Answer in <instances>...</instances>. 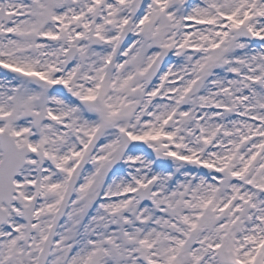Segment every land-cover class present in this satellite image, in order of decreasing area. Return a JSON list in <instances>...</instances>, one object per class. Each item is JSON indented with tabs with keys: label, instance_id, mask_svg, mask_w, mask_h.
<instances>
[{
	"label": "snow or ice",
	"instance_id": "6c2138e0",
	"mask_svg": "<svg viewBox=\"0 0 264 264\" xmlns=\"http://www.w3.org/2000/svg\"><path fill=\"white\" fill-rule=\"evenodd\" d=\"M0 264H264V0H0Z\"/></svg>",
	"mask_w": 264,
	"mask_h": 264
}]
</instances>
